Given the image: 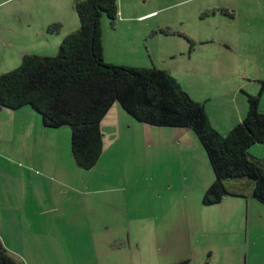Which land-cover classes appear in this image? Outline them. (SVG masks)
Instances as JSON below:
<instances>
[{
  "label": "rangeland",
  "instance_id": "rangeland-1",
  "mask_svg": "<svg viewBox=\"0 0 264 264\" xmlns=\"http://www.w3.org/2000/svg\"><path fill=\"white\" fill-rule=\"evenodd\" d=\"M74 1L0 0V75L26 52L57 55L49 26L61 14L60 31L80 26ZM118 6L115 22L103 17L108 62L167 70L222 134L249 95L264 112V0ZM102 125L104 150L85 169L69 126L46 134L31 106L0 109V238L18 264H264V202L235 182L245 196L204 202L215 173L193 129L142 123L119 102ZM249 153L264 159V144Z\"/></svg>",
  "mask_w": 264,
  "mask_h": 264
},
{
  "label": "trees",
  "instance_id": "trees-1",
  "mask_svg": "<svg viewBox=\"0 0 264 264\" xmlns=\"http://www.w3.org/2000/svg\"><path fill=\"white\" fill-rule=\"evenodd\" d=\"M80 27L68 33L57 55L25 53L20 66L0 75V109L31 106L46 128L69 126L76 164L93 168L104 150L102 122L114 103L136 120L153 126L193 129L215 173L204 202L214 204L230 191L228 182L250 185L264 202V159L250 156L255 143L264 144V112L259 97L248 96V111L226 134L211 123L203 103L194 100L167 70L108 62L103 44V17L119 16L118 0H75ZM60 23L49 26L59 32ZM184 259L174 264H188ZM0 264H18L0 238Z\"/></svg>",
  "mask_w": 264,
  "mask_h": 264
},
{
  "label": "crops",
  "instance_id": "crops-1",
  "mask_svg": "<svg viewBox=\"0 0 264 264\" xmlns=\"http://www.w3.org/2000/svg\"><path fill=\"white\" fill-rule=\"evenodd\" d=\"M75 2V1H74ZM74 2L72 3V6H73V8L75 9V7H74ZM61 16V18H59L58 17V20H59V22L58 23H60L62 26H63V24L62 23H64L65 21H67V18L66 17H64L62 14L60 15ZM80 26H78V27H76V28H70V29H68V30H66L65 32H62V31H59V33H58V38H59V44H60V42L62 41V39L64 38V36H66L68 33H70V32H73V31H76L78 28H79ZM43 33H44V30H43ZM26 53H30V52H26ZM40 55H47V54H40ZM102 124H103V122H102ZM44 126V125H43ZM45 129H46V131H45V133L47 134L48 133V131H47V128L46 127H44ZM102 130H103V125H102ZM104 132V131H103ZM104 136H105V132H104ZM70 149V148H69ZM71 154H72V151H71ZM72 158H73V156H72ZM72 160H74V158L72 159ZM73 162H75V164H76V161L74 160ZM77 165V164H76ZM78 166V165H77ZM179 259H181V256H180V258ZM178 259V260H179ZM183 260V259H182ZM173 263V262H172Z\"/></svg>",
  "mask_w": 264,
  "mask_h": 264
}]
</instances>
